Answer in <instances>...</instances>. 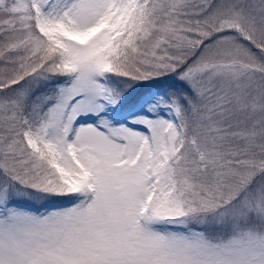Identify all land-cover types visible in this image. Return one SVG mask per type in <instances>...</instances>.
I'll return each instance as SVG.
<instances>
[{
    "label": "snow or ice",
    "instance_id": "6c2138e0",
    "mask_svg": "<svg viewBox=\"0 0 264 264\" xmlns=\"http://www.w3.org/2000/svg\"><path fill=\"white\" fill-rule=\"evenodd\" d=\"M0 264H264V0H0Z\"/></svg>",
    "mask_w": 264,
    "mask_h": 264
}]
</instances>
